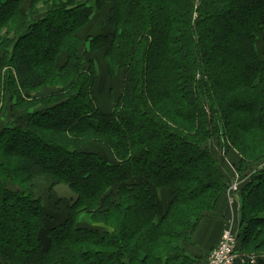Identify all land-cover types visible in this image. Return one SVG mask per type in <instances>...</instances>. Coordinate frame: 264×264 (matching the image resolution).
<instances>
[{
    "label": "trees",
    "instance_id": "1",
    "mask_svg": "<svg viewBox=\"0 0 264 264\" xmlns=\"http://www.w3.org/2000/svg\"><path fill=\"white\" fill-rule=\"evenodd\" d=\"M25 1L0 0V102L18 87L56 94L20 97L23 124L0 131V264H194L184 244L229 178L207 143L226 137L264 160V0ZM104 7L111 32L86 41L103 53L101 76L121 74L107 113L79 36ZM261 170L240 190L245 254L264 253ZM38 174L74 198L49 193L45 212Z\"/></svg>",
    "mask_w": 264,
    "mask_h": 264
},
{
    "label": "rangeland",
    "instance_id": "2",
    "mask_svg": "<svg viewBox=\"0 0 264 264\" xmlns=\"http://www.w3.org/2000/svg\"><path fill=\"white\" fill-rule=\"evenodd\" d=\"M2 1V0H1ZM30 0H26L25 4H24V8L25 10H28V4H29ZM38 9L42 12L43 11V7L39 6ZM107 8L104 7L103 10L100 13L97 14H91V17L96 18V19H101V21H97L96 23L87 26L84 30H82L79 33L81 42H82V47H81V51H80V56L85 55V65L87 63V61H91L94 60L95 66L98 70L97 73H99V77L101 79V84L100 86H98V88L96 87L95 91H94V96L100 106V109L102 110V112L107 113L110 112L113 109V104L116 101L117 97H118V92L121 90V83H120V73H118L116 75V77L114 78L113 81H111V79L108 77V75L106 74L105 77L101 76V70L103 68L106 67L104 61H103V53L102 51L99 52L98 55H90L88 53V41H86V38L88 36H94V35H99V34H104L107 35L108 33L111 32V30L108 27H105L106 24V18H107ZM263 46H264V40L262 41ZM260 41V44H262ZM103 50V49H102ZM38 56V51L34 52V58H36ZM87 66V65H86ZM103 72V71H102ZM100 82H98L99 85ZM113 88V93H114V98L115 101L112 102V100H110L109 97V92L110 89ZM56 94V90L55 88H43L40 91H27V90H23L22 88L18 87V89H16L15 91H12V93H10V96H14V98L11 101H5V98L2 99V102H0V126H4L5 124H7L8 122H12V119H14L13 121L14 124H23L24 120H23V116L17 112L15 110V112L12 110L13 107H16V102L19 101L20 97L25 98V102H30L34 100H41L43 99V97H47L50 95H54ZM28 96V98H27ZM11 98V97H10ZM21 98V99H22ZM4 102V103H3ZM6 102V104H5ZM5 105V108H4ZM208 107V106H207ZM209 108V107H208ZM19 111V110H18ZM28 112H33V110L29 109ZM224 139V138H223ZM238 143L241 142L240 139L237 140ZM226 143V148L227 151L225 149L223 145V143ZM224 142L218 138L216 135H214L210 141L207 143V148L210 152V154L214 157L215 160L218 161L223 173L225 174V177L227 175V178L230 176V172L231 170H234L240 178L244 179V184H246L254 175H256L258 172H260V170H263L264 167V160L257 163L254 161V159H243V155L241 156L239 153V151H237L235 146H232L231 144H229V142L227 141L226 137L224 139ZM87 150H91V151H95V150H103L106 151L104 148L98 146V145H90V147L86 148ZM261 170V171H262ZM48 180H34V183L32 185V192L35 195L38 194H43V193H50L53 188L55 187V185L51 184ZM157 198L159 200V204L161 206L164 205L165 203V199L164 196L163 198L160 197V193H156ZM224 202L226 204V208H227V213L229 212L228 209V205H227V201H226V197H225V193H224ZM50 214L53 212L52 211V205L53 202L50 204ZM217 209V208H216ZM215 209V210H216ZM214 210V211H215ZM214 211H212L205 219L210 218ZM85 216V215H84ZM229 216V214H228ZM87 218V220L89 221L90 224H92L91 219L88 215L85 216ZM228 219V218H227ZM226 219V220H227ZM226 223V222H225ZM225 226V225H224ZM198 229H196L193 237L195 236L196 232ZM192 237V239H193ZM186 244V243H185ZM190 243H188L186 246H190Z\"/></svg>",
    "mask_w": 264,
    "mask_h": 264
},
{
    "label": "crops",
    "instance_id": "3",
    "mask_svg": "<svg viewBox=\"0 0 264 264\" xmlns=\"http://www.w3.org/2000/svg\"><path fill=\"white\" fill-rule=\"evenodd\" d=\"M12 110L15 112L14 109ZM13 120L14 119H12V122H8L4 126H0V131L4 128L5 129L10 127L12 128L15 122ZM15 125L17 124L15 123ZM40 179L48 180L51 184L55 185L53 190L50 192L52 193L54 199H62V200L70 201L72 198H74L73 193L70 191V189L67 186L57 184L53 182V180H51L49 177L44 176L43 174H38L35 178L36 181ZM33 195L35 196V198L41 199L43 201L44 211L50 213L49 212L51 206L50 204L52 203V201L49 200L48 197L49 192L38 195L33 194ZM85 216L80 215L78 219V223L85 226H91V224L89 223V221ZM227 218H228L227 208L223 199L219 203L213 215L210 218L203 219L201 221V223L197 228L198 230L195 236L193 237V239L189 244L190 246H186L188 243L184 244V250L193 257L194 264H208L207 262L208 255L210 251L218 243Z\"/></svg>",
    "mask_w": 264,
    "mask_h": 264
},
{
    "label": "built area",
    "instance_id": "4",
    "mask_svg": "<svg viewBox=\"0 0 264 264\" xmlns=\"http://www.w3.org/2000/svg\"><path fill=\"white\" fill-rule=\"evenodd\" d=\"M244 181L234 170H231L225 190L229 216L218 243L208 255V264H258L260 260H264V253L245 254L238 249L241 210L240 190Z\"/></svg>",
    "mask_w": 264,
    "mask_h": 264
}]
</instances>
